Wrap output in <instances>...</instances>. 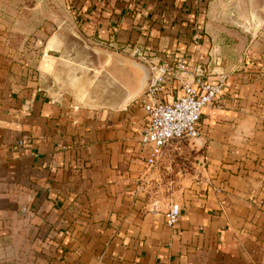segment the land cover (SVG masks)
<instances>
[{"label":"crops","instance_id":"crops-1","mask_svg":"<svg viewBox=\"0 0 264 264\" xmlns=\"http://www.w3.org/2000/svg\"><path fill=\"white\" fill-rule=\"evenodd\" d=\"M134 48L226 77L188 179L192 140L145 162ZM0 264H264V0H0Z\"/></svg>","mask_w":264,"mask_h":264},{"label":"built area","instance_id":"built-area-1","mask_svg":"<svg viewBox=\"0 0 264 264\" xmlns=\"http://www.w3.org/2000/svg\"><path fill=\"white\" fill-rule=\"evenodd\" d=\"M198 1L194 3L199 6ZM133 54L144 61L149 70L146 86L139 96L147 117L140 142L145 148L146 164L153 166L172 142L192 140L200 135L202 109L217 99L226 77L224 74L206 77L201 65L190 67L184 57L173 52H164V59L159 62L148 60L139 48H134ZM167 83L181 90L170 100L164 89ZM179 217L180 206L171 203L164 214L166 224L175 225Z\"/></svg>","mask_w":264,"mask_h":264},{"label":"rangeland","instance_id":"rangeland-1","mask_svg":"<svg viewBox=\"0 0 264 264\" xmlns=\"http://www.w3.org/2000/svg\"><path fill=\"white\" fill-rule=\"evenodd\" d=\"M204 1L205 0L198 1L202 7L204 5ZM192 141H193L192 143L185 141V142H180L178 144H174L175 146L181 147V150H177L176 148L173 155L168 154L166 158H164V161L169 160L168 161L169 168L162 167L163 171H159V173L161 174V179L168 182L170 179L174 177L176 178L187 177L186 179H188V177H190V173L194 175L193 170L195 167L193 165V161H195V155H198L200 153L201 147L199 146V144H195V142L198 141H194V140ZM169 147L171 148V146ZM198 160L199 159L197 158V161ZM163 165H165V162ZM162 191L168 194L172 191V188L168 184V186L164 187Z\"/></svg>","mask_w":264,"mask_h":264},{"label":"water","instance_id":"water-1","mask_svg":"<svg viewBox=\"0 0 264 264\" xmlns=\"http://www.w3.org/2000/svg\"><path fill=\"white\" fill-rule=\"evenodd\" d=\"M143 78H142V87L146 84V82H147V79H148V76H149V70H148V67L147 66H144L143 65ZM192 140H194V141H198L199 142V140H198V138H193Z\"/></svg>","mask_w":264,"mask_h":264},{"label":"trees","instance_id":"trees-1","mask_svg":"<svg viewBox=\"0 0 264 264\" xmlns=\"http://www.w3.org/2000/svg\"><path fill=\"white\" fill-rule=\"evenodd\" d=\"M199 9H200V8H199ZM199 9H198V10H199Z\"/></svg>","mask_w":264,"mask_h":264}]
</instances>
